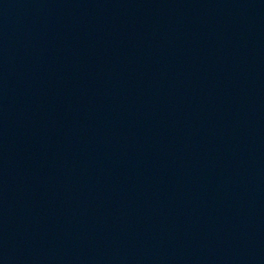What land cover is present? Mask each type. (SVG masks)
I'll list each match as a JSON object with an SVG mask.
<instances>
[{"label":"water","instance_id":"95a60500","mask_svg":"<svg viewBox=\"0 0 264 264\" xmlns=\"http://www.w3.org/2000/svg\"><path fill=\"white\" fill-rule=\"evenodd\" d=\"M0 264H264V0H0Z\"/></svg>","mask_w":264,"mask_h":264}]
</instances>
